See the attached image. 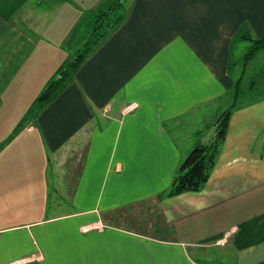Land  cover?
I'll return each instance as SVG.
<instances>
[{
	"label": "crops",
	"instance_id": "crops-1",
	"mask_svg": "<svg viewBox=\"0 0 264 264\" xmlns=\"http://www.w3.org/2000/svg\"><path fill=\"white\" fill-rule=\"evenodd\" d=\"M118 1L0 0V92L12 77L39 92L76 30ZM127 6L64 91L8 140L0 130V264H226L213 251L264 264V78H244L264 48L244 61L239 37L264 38V0ZM227 109L206 183L167 197Z\"/></svg>",
	"mask_w": 264,
	"mask_h": 264
},
{
	"label": "trees",
	"instance_id": "trees-1",
	"mask_svg": "<svg viewBox=\"0 0 264 264\" xmlns=\"http://www.w3.org/2000/svg\"><path fill=\"white\" fill-rule=\"evenodd\" d=\"M124 2V0H119L106 11L100 12L95 16L90 37L83 45L82 51L77 52L71 61L57 70L55 76L51 78L45 90L37 98V113L64 91L91 52L124 21L129 11V7L124 5ZM239 37L242 40L249 41L251 44L244 61H248L258 50L264 48V38L252 39L247 34H242ZM237 85L234 89L235 94L237 93ZM229 115L230 109L223 111L216 120L212 139L205 144L196 143L188 152L178 166L170 188L165 193L167 197L176 196L183 192H197L203 187L214 165L218 146L224 140Z\"/></svg>",
	"mask_w": 264,
	"mask_h": 264
},
{
	"label": "rangeland",
	"instance_id": "rangeland-1",
	"mask_svg": "<svg viewBox=\"0 0 264 264\" xmlns=\"http://www.w3.org/2000/svg\"><path fill=\"white\" fill-rule=\"evenodd\" d=\"M113 1V0H112ZM105 2V0H104ZM104 2H101L104 3ZM128 0L124 2V5L127 6ZM87 23H90V20H86ZM93 28V27H92ZM92 28H89V24L83 25V27L80 29H77L76 32L72 35L71 39H69V42L66 45V49L64 52V55L59 57V60L55 62V65L64 63L63 65H66L69 61H71L74 56H76L77 52L82 51L84 44H79L84 37L87 39L90 37V31ZM88 32V33H87ZM264 52V51H262ZM69 57L70 59H68ZM65 61V62H63ZM52 68V66H48L47 69ZM261 71H264V53H261L256 59L249 65L245 72V80H254L256 83V87H260L262 84L261 78H264V73H261ZM52 71L49 72L51 75ZM54 73V72H53ZM52 73V76L49 75L48 78L43 77V81H46L47 83L51 80L55 74ZM11 81H14V77L10 78ZM11 81H9L6 84H9ZM5 84L2 85V91L0 92V130L1 132V138H10V136L15 133L17 130L18 124L24 123L25 121H28L29 119H33L37 113V104L36 100L37 98L42 94V92L45 90L46 86L43 88H39V92L35 91V88L38 91L37 87H34L28 91L21 90L24 88L19 87V80L16 81L15 87L13 86H7ZM40 89H43L40 91ZM12 118H16L17 125L13 127L11 130L6 129L5 132L4 129L7 126V123ZM8 127V126H7ZM50 215L55 214H62V213H68L71 211V206L67 203L65 204H51L48 202V205L46 206ZM214 256H210L211 262L221 263L225 262L226 264L231 263L232 259L230 257H226V259H220L219 254L216 251H213ZM229 256V252H225V255ZM229 253V254H228Z\"/></svg>",
	"mask_w": 264,
	"mask_h": 264
}]
</instances>
